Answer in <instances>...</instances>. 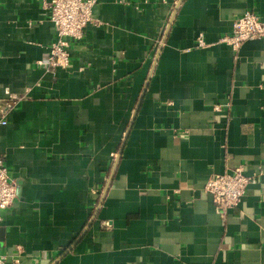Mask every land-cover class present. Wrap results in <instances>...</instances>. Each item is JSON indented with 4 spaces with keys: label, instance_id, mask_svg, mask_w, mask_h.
<instances>
[{
    "label": "crops",
    "instance_id": "1",
    "mask_svg": "<svg viewBox=\"0 0 264 264\" xmlns=\"http://www.w3.org/2000/svg\"><path fill=\"white\" fill-rule=\"evenodd\" d=\"M246 10L264 0H98L46 71L43 0H0L9 262L264 264V37L221 40ZM238 166L257 181L225 212L205 185Z\"/></svg>",
    "mask_w": 264,
    "mask_h": 264
},
{
    "label": "built area",
    "instance_id": "2",
    "mask_svg": "<svg viewBox=\"0 0 264 264\" xmlns=\"http://www.w3.org/2000/svg\"><path fill=\"white\" fill-rule=\"evenodd\" d=\"M98 0H43L49 11L50 19L56 27L57 38L51 44L47 59L39 60L38 65L46 71H53L58 67H68L71 63V40H80L85 35V28L90 22L100 23L93 17V8ZM264 37V18L255 11L246 10L233 21L232 33L222 37V41L238 51L241 45L248 40ZM198 45H205L203 34L198 38ZM24 97H13L4 106L5 115L9 114ZM218 109L219 105H215ZM6 117V116H5ZM6 124V119L1 120ZM256 176L244 173V167L216 173L209 177L205 191L211 195L216 207L223 211L240 204L249 185L256 183ZM17 187L15 180L10 176L5 164L4 155L0 154V222L1 212L8 209L16 200ZM8 253L3 250L0 242V264H22L18 257L8 261Z\"/></svg>",
    "mask_w": 264,
    "mask_h": 264
},
{
    "label": "water",
    "instance_id": "3",
    "mask_svg": "<svg viewBox=\"0 0 264 264\" xmlns=\"http://www.w3.org/2000/svg\"><path fill=\"white\" fill-rule=\"evenodd\" d=\"M3 240H4V229L0 228V242H2Z\"/></svg>",
    "mask_w": 264,
    "mask_h": 264
}]
</instances>
